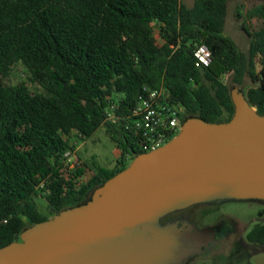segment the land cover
<instances>
[{"label": "trees", "instance_id": "trees-1", "mask_svg": "<svg viewBox=\"0 0 264 264\" xmlns=\"http://www.w3.org/2000/svg\"><path fill=\"white\" fill-rule=\"evenodd\" d=\"M227 14L228 0H0V248L86 203L144 153L131 123L145 88L166 87L184 120L229 121L234 87L264 114V21L254 31L241 25L250 37L242 51ZM249 17L264 19V2ZM201 44L208 64L195 56ZM16 66L34 89L11 82ZM100 127L122 155L112 168L84 161L92 175L75 182L63 154ZM246 238L264 246V223Z\"/></svg>", "mask_w": 264, "mask_h": 264}, {"label": "water", "instance_id": "water-1", "mask_svg": "<svg viewBox=\"0 0 264 264\" xmlns=\"http://www.w3.org/2000/svg\"><path fill=\"white\" fill-rule=\"evenodd\" d=\"M231 96L229 121L187 118L178 135L137 155L89 201L1 247L0 264H188L204 254L215 228L161 219L203 202H264V114L239 87Z\"/></svg>", "mask_w": 264, "mask_h": 264}, {"label": "rangeland", "instance_id": "rangeland-1", "mask_svg": "<svg viewBox=\"0 0 264 264\" xmlns=\"http://www.w3.org/2000/svg\"><path fill=\"white\" fill-rule=\"evenodd\" d=\"M192 6L195 0H182ZM264 0H228V14L225 30L239 45L242 51H248L250 37L242 29L245 24L249 30L259 29L264 19L249 17V12ZM21 66H16L11 75V82L27 80L30 87L36 86L25 75ZM233 85L230 77H226ZM242 87V86H241ZM77 141V142H76ZM77 154L90 167L112 168L122 155V149L108 135L104 127L98 128L90 137L76 140ZM131 163V162H128ZM86 170H90L89 167ZM46 211V203L40 201ZM183 218L202 228L205 225H218L220 236L204 254L191 259L188 264H264V246L247 240V232L256 224L264 223V202L258 200L228 199L194 204L186 209L174 212L163 220Z\"/></svg>", "mask_w": 264, "mask_h": 264}, {"label": "built area", "instance_id": "built-area-1", "mask_svg": "<svg viewBox=\"0 0 264 264\" xmlns=\"http://www.w3.org/2000/svg\"><path fill=\"white\" fill-rule=\"evenodd\" d=\"M198 64H208L212 55L209 48L201 44L195 49ZM184 122V107L171 98L166 87L145 88L132 111L131 127L140 138L143 152L155 150L179 134ZM79 158L76 147L63 154L62 170L72 174L75 182L88 180L92 171ZM82 173H78L79 170Z\"/></svg>", "mask_w": 264, "mask_h": 264}, {"label": "flooded vegetation", "instance_id": "flooded-vegetation-1", "mask_svg": "<svg viewBox=\"0 0 264 264\" xmlns=\"http://www.w3.org/2000/svg\"><path fill=\"white\" fill-rule=\"evenodd\" d=\"M180 211V210H179ZM175 212H177V211H175ZM172 213H174V212H172ZM172 213H169V214H167L166 216H164L162 219H161V222L163 223V224H166V223H173V222H182V221H188V222H190L189 220H187V219H183V218H176V219H174V220H166V221H164L163 222V220L165 219V218H167L170 214H172ZM195 226V225H194ZM195 227H197V226H195ZM204 227H211V226H209V225H205ZM197 228H199V227H197ZM203 228V227H202ZM213 228H215L216 230H217V238H216V240L218 239V237L221 235L220 234V231H219V228H218V225L217 226H215V227H213ZM208 251V250H207Z\"/></svg>", "mask_w": 264, "mask_h": 264}]
</instances>
